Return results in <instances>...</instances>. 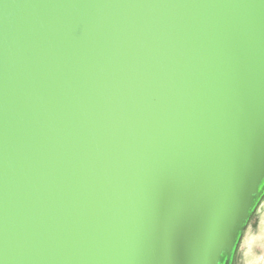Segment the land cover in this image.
<instances>
[{
	"label": "water",
	"instance_id": "water-1",
	"mask_svg": "<svg viewBox=\"0 0 264 264\" xmlns=\"http://www.w3.org/2000/svg\"><path fill=\"white\" fill-rule=\"evenodd\" d=\"M263 198L264 0H0V264H232Z\"/></svg>",
	"mask_w": 264,
	"mask_h": 264
},
{
	"label": "rangeland",
	"instance_id": "rangeland-1",
	"mask_svg": "<svg viewBox=\"0 0 264 264\" xmlns=\"http://www.w3.org/2000/svg\"><path fill=\"white\" fill-rule=\"evenodd\" d=\"M233 264H264V198L242 235Z\"/></svg>",
	"mask_w": 264,
	"mask_h": 264
},
{
	"label": "snow or ice",
	"instance_id": "snow-or-ice-1",
	"mask_svg": "<svg viewBox=\"0 0 264 264\" xmlns=\"http://www.w3.org/2000/svg\"><path fill=\"white\" fill-rule=\"evenodd\" d=\"M173 243L178 245L179 240H178L176 237H174V238H173Z\"/></svg>",
	"mask_w": 264,
	"mask_h": 264
},
{
	"label": "flooded vegetation",
	"instance_id": "flooded-vegetation-1",
	"mask_svg": "<svg viewBox=\"0 0 264 264\" xmlns=\"http://www.w3.org/2000/svg\"><path fill=\"white\" fill-rule=\"evenodd\" d=\"M234 258V257H233ZM232 264H233V262H232Z\"/></svg>",
	"mask_w": 264,
	"mask_h": 264
}]
</instances>
